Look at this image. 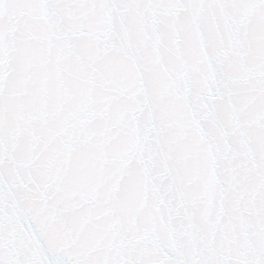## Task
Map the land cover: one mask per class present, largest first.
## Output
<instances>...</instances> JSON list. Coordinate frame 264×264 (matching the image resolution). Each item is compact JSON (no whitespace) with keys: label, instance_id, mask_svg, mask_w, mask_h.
<instances>
[{"label":"snow or ice","instance_id":"1","mask_svg":"<svg viewBox=\"0 0 264 264\" xmlns=\"http://www.w3.org/2000/svg\"><path fill=\"white\" fill-rule=\"evenodd\" d=\"M0 264H264V0H0Z\"/></svg>","mask_w":264,"mask_h":264}]
</instances>
